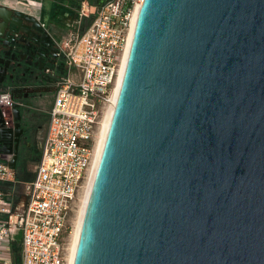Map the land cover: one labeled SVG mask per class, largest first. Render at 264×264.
Returning <instances> with one entry per match:
<instances>
[{
    "label": "water",
    "instance_id": "1",
    "mask_svg": "<svg viewBox=\"0 0 264 264\" xmlns=\"http://www.w3.org/2000/svg\"><path fill=\"white\" fill-rule=\"evenodd\" d=\"M135 24L73 264H264V0Z\"/></svg>",
    "mask_w": 264,
    "mask_h": 264
},
{
    "label": "built area",
    "instance_id": "2",
    "mask_svg": "<svg viewBox=\"0 0 264 264\" xmlns=\"http://www.w3.org/2000/svg\"><path fill=\"white\" fill-rule=\"evenodd\" d=\"M144 0H107L85 31L66 44V72L55 89L47 134L19 217L3 186L14 181L10 156L0 155V264H15L12 243L22 233L20 264H69L78 200L85 193L98 138L120 76L135 7ZM84 13V14H85ZM9 93L0 105L13 109Z\"/></svg>",
    "mask_w": 264,
    "mask_h": 264
},
{
    "label": "flooded vegetation",
    "instance_id": "3",
    "mask_svg": "<svg viewBox=\"0 0 264 264\" xmlns=\"http://www.w3.org/2000/svg\"><path fill=\"white\" fill-rule=\"evenodd\" d=\"M105 1H102V4ZM52 6L51 12L58 17L47 18L43 7ZM54 5V6H53ZM90 0H82L79 7L74 8L76 23L75 31L68 33V20L72 16V5L64 0H12L10 6L3 10L6 20L0 19V94L9 93L13 101V109H6L0 105V155L3 158L14 157L24 148L28 131L22 125L23 103L22 95L28 96L34 91L32 83L38 74L49 80L55 90L57 83L63 76L66 59L63 49L66 44L81 35V25L86 18H90L85 11L95 7ZM50 12V13H51ZM85 13V14H84ZM79 24V26H78ZM60 70V72H58ZM14 99H17L15 102ZM18 108L22 132L17 135L14 109ZM4 120V124L1 121ZM47 130V127H46ZM11 150L12 153H5Z\"/></svg>",
    "mask_w": 264,
    "mask_h": 264
},
{
    "label": "rangeland",
    "instance_id": "4",
    "mask_svg": "<svg viewBox=\"0 0 264 264\" xmlns=\"http://www.w3.org/2000/svg\"><path fill=\"white\" fill-rule=\"evenodd\" d=\"M43 3L45 0H39V2ZM66 4H71L73 11L72 16L68 20V33L71 31H75L78 27L72 26V23L76 25L74 22L76 18V14L74 8L79 7V2L82 0H64ZM102 1L107 0H90V3L96 4L95 7L100 6ZM54 6V5H53ZM50 12V11H49ZM94 15L92 14L90 18H86L81 25V32L85 31L88 25L91 23ZM79 26V24H78ZM65 71L66 66L64 64L63 69ZM60 70L58 72H60ZM66 72V71H65ZM35 88L34 91H30L28 96L25 94L22 95L21 101L24 104L22 108V125L28 131L26 135V141L24 144V148L19 154L17 160V166L15 168V179L14 181L5 184L3 186V190L7 194L8 198L13 202V207L15 210L17 209V213L19 217L23 216L25 212V202L28 199V194L26 192V186L34 179V175L36 172V168L39 164V160L41 158L42 146L44 143L45 136L47 134L46 127L48 128L49 123V113L52 107L54 106V98H55V90L51 87V83L49 80L42 76V72L38 74V77L30 83ZM15 102L17 99H14ZM81 195L80 200H78V211L75 216V227L76 228V219L79 214V210L81 208ZM20 230H17L16 234ZM74 231V230H73ZM21 232V231H20ZM73 233V232H72ZM72 235V234H71ZM72 243V236H70V248Z\"/></svg>",
    "mask_w": 264,
    "mask_h": 264
},
{
    "label": "bare ground",
    "instance_id": "5",
    "mask_svg": "<svg viewBox=\"0 0 264 264\" xmlns=\"http://www.w3.org/2000/svg\"><path fill=\"white\" fill-rule=\"evenodd\" d=\"M140 7H141V4L137 5L135 7V12H134V15H133V20H132V28L130 30V34H129V43H128V46H127V49L124 53V59H123V62H122V66H121V72H120V76L117 80V83H116V89L114 91V94H113V103L111 104L110 108L108 109L107 113H106V117L103 121V124L101 126V132H100V135H99V138H98V142H97V145H98V149H97V155H96V158H95V162H94V165L91 169V172H90V179H89V182L86 186V191L84 193V195L82 196V200H81V208L79 210V214L77 216V219H76V228L74 229L73 233H72V243H71V248H70V251H71V257H70V262L69 264H73L74 262V258H75V254H76V248H77V244H78V241H79V233H80V230H81V226H82V223H83V216H84V213H85V210H86V203H87V200H88V197H89V194H90V187L92 185V182H93V179H94V173H95V170H96V167H97V164H98V158H99V154H100V151H101V148H102V142H103V139H104V135H105V132H106V126H107V123H108V120H109V117H110V111L112 109L113 106H115V103H116V98H117V94H118V91L120 89V81H121V78L124 74V68H125V65H126V61H127V58H128V53H129V50H130V47H131V43H132V37H133V33H134V30H135V27H136V20H137V17H138V14H139V11H140Z\"/></svg>",
    "mask_w": 264,
    "mask_h": 264
},
{
    "label": "trees",
    "instance_id": "6",
    "mask_svg": "<svg viewBox=\"0 0 264 264\" xmlns=\"http://www.w3.org/2000/svg\"><path fill=\"white\" fill-rule=\"evenodd\" d=\"M27 201L25 202L26 205ZM24 205V206H25ZM14 241L12 243V249L14 252L15 264H20L21 259V244H22V233L19 231L17 234L14 235Z\"/></svg>",
    "mask_w": 264,
    "mask_h": 264
},
{
    "label": "crops",
    "instance_id": "7",
    "mask_svg": "<svg viewBox=\"0 0 264 264\" xmlns=\"http://www.w3.org/2000/svg\"><path fill=\"white\" fill-rule=\"evenodd\" d=\"M11 1H12V0H0V5H1V6H4L5 8H7V7L10 6ZM5 8H4V10H5ZM51 10H52V6H51V5H50V7H48V6H44V7H43V12H45L47 18L52 19V18H55V17H56V18L58 19V17L55 16V14H54L53 12H51ZM49 11H50L51 13H50ZM1 13H3V10H1ZM4 15H5V14H4ZM0 19H2V18H0ZM52 20H53V19H52Z\"/></svg>",
    "mask_w": 264,
    "mask_h": 264
}]
</instances>
